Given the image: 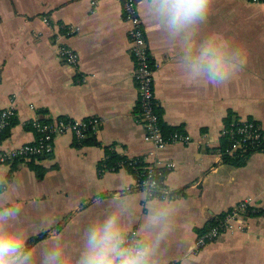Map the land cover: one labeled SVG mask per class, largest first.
Wrapping results in <instances>:
<instances>
[{
    "label": "crops",
    "instance_id": "obj_1",
    "mask_svg": "<svg viewBox=\"0 0 264 264\" xmlns=\"http://www.w3.org/2000/svg\"><path fill=\"white\" fill-rule=\"evenodd\" d=\"M0 0V110L14 106L16 119L0 142L7 150L32 143L29 122L68 118L102 121L97 134L78 141L67 133L54 138L50 156L0 164L5 200L23 206L21 220L45 233L29 246L55 243L59 234L74 261L83 229L112 208L114 197H127L142 219L144 191L131 188L136 175L128 167L102 170L107 152L144 159L153 145L136 122L139 92L133 77L128 25L118 1ZM151 61L155 66L156 112L165 135H189L158 155L174 163L165 185L179 208L163 264H264V154L250 153L242 165L224 160L223 128L230 118L255 120L264 129V6L249 0H214L202 35L220 32L247 54V65L221 87L192 84L176 64L177 48L149 25L139 5ZM49 20V24L45 22ZM63 27H76L70 37ZM66 44L79 57L77 67L60 59ZM43 173L38 177L37 172ZM103 197L97 202L96 197ZM156 200H163L154 198ZM252 201L242 217L243 231L228 232L190 254L197 237L238 203Z\"/></svg>",
    "mask_w": 264,
    "mask_h": 264
},
{
    "label": "clouds",
    "instance_id": "obj_2",
    "mask_svg": "<svg viewBox=\"0 0 264 264\" xmlns=\"http://www.w3.org/2000/svg\"><path fill=\"white\" fill-rule=\"evenodd\" d=\"M149 25L163 33L166 42L177 48L176 64L192 84L221 87L247 65L242 47L220 32L202 35L208 23L214 0H138ZM154 181L145 180L144 211L133 229L132 203L114 197L112 208L95 217L82 231L74 261L67 256L59 234L55 243L39 249L28 246V240L47 232L25 224L19 200H5L0 193V264H163L166 245L175 230L179 208L167 195L153 197ZM4 181L0 180V186ZM103 197L98 195L97 202ZM195 246L190 249V254Z\"/></svg>",
    "mask_w": 264,
    "mask_h": 264
},
{
    "label": "built area",
    "instance_id": "obj_3",
    "mask_svg": "<svg viewBox=\"0 0 264 264\" xmlns=\"http://www.w3.org/2000/svg\"><path fill=\"white\" fill-rule=\"evenodd\" d=\"M104 0H93L94 5H98ZM122 5L123 17L128 25V36L131 43V53L135 60L134 80L139 92V105L135 114L136 122L145 129L144 139L153 145V149L148 152L144 159H128L130 168L137 172L136 180L132 188L144 191L147 185L145 180L154 181L153 197L164 199L167 195L172 197L173 191L165 185L168 171L173 170L174 163H162L158 160V155L170 143L190 142V136L173 132L165 135L160 125V117L156 112L154 74L155 66L151 61L146 35L142 20L139 15L138 0H114ZM253 4L263 5L264 0H249ZM49 24V20L45 19ZM62 36H73L78 29L76 27H63ZM58 54L62 61L70 66L77 67L79 57L77 52L70 46L63 44L59 47ZM16 109L14 106L0 110V142L2 133L6 131L16 119ZM42 121L40 117H35L29 122L30 128L35 132L36 139L32 143H27L19 147L7 150L0 148V164L7 165L16 161H25L50 156L54 152V138L67 133L73 134L78 141H84L91 135L97 134L102 121L96 117L86 120H72L68 118H54ZM223 137L229 142L224 148L223 154L232 156L237 152H251L264 154V129L255 120L234 119L223 128ZM107 168H102L104 171ZM141 169V170H140ZM252 201L244 200L238 203L231 210L227 211L219 218L212 227L202 232L195 242V251H200L209 243L217 240L228 232L243 231L244 224L242 217L253 209ZM169 264H179L171 262Z\"/></svg>",
    "mask_w": 264,
    "mask_h": 264
},
{
    "label": "trees",
    "instance_id": "obj_4",
    "mask_svg": "<svg viewBox=\"0 0 264 264\" xmlns=\"http://www.w3.org/2000/svg\"><path fill=\"white\" fill-rule=\"evenodd\" d=\"M234 119H237V118H234V117L230 118L228 120V123H230ZM14 121L12 122V125L7 130H9L13 126ZM42 121H47V120L46 119H42ZM7 130L2 133V137H3V135H5L8 132ZM91 136L89 138H91ZM224 140H225V143H226L225 147H227L229 145V142H228V140L226 138H224ZM223 150H222V154L224 152ZM250 153L251 152H246V153L237 152V153H235L232 156L223 154L224 155L223 157H224V160L229 162V163H233V164H236V165H242V164H244V162L246 161V159H247V157L249 156ZM129 162H130V160H128L126 157H120L115 152H112V151L108 150L106 159L102 162L101 166H102V168H107L109 170H117V169L121 168L122 166H124V167H128V169H130L133 173H135V175H137V172H139V171H135L134 169L130 168V166L128 165ZM37 175H38V177H42L43 173L38 171ZM204 231H206V230H204ZM32 242H33V240L28 243V246H30L32 244Z\"/></svg>",
    "mask_w": 264,
    "mask_h": 264
}]
</instances>
